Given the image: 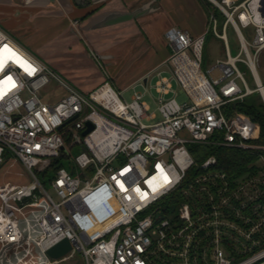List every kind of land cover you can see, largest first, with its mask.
Listing matches in <instances>:
<instances>
[{"label": "built area", "instance_id": "1", "mask_svg": "<svg viewBox=\"0 0 264 264\" xmlns=\"http://www.w3.org/2000/svg\"><path fill=\"white\" fill-rule=\"evenodd\" d=\"M212 1L226 15L222 31L211 14L205 34L194 37L177 26L165 32L172 52V77L181 83L191 103H180L175 96L165 98L175 90L171 79L161 75L155 88L161 93L158 108L162 119L152 123L143 120L155 116L148 112L143 93L135 91L126 100L123 90L110 79L85 93L0 28L4 60L0 70V160L6 151L12 152L32 175L26 183L0 184V264H50L53 261L46 252L63 238L71 241L70 251L76 248L83 254L80 264H160L161 260L201 264L197 254L202 236L198 232L209 226L207 233L213 238L204 246L202 260L208 255L215 264H239L224 243L223 235L229 229L223 225L239 227L224 217L222 206L234 209L237 216L234 201L243 186L230 188L225 173L201 172L182 187L184 193L206 191L212 206L209 210L199 206L201 213L194 216L191 203L184 201L178 208L179 221L155 215L157 203L180 188L187 171L196 164L188 143L217 142L244 149L260 146L253 142L260 136L259 124L231 104L254 92L264 102V84L256 68L264 48V0ZM228 23L233 24L240 42L236 55L231 54L227 41ZM251 25L254 36L248 40L242 29ZM210 31L224 39L226 57H218L204 69L203 49ZM182 56L186 60L178 61ZM24 61L36 71L29 73ZM239 61L248 65L255 87L247 82ZM51 78L66 90L55 102L43 100L40 93ZM86 121L94 127L82 135ZM184 130L187 137L181 135ZM67 134H72L74 142L80 136L91 151V155L79 153L75 160L82 168L92 166L93 172L77 170L75 174L59 167L50 181L52 194L39 173L67 152ZM216 163V157L210 155L198 166L206 169ZM155 174H159L157 182L150 183ZM207 182L213 184L214 192ZM26 197L33 199L23 203ZM112 217L116 220L111 225L92 231L97 223ZM262 258L264 252L243 264Z\"/></svg>", "mask_w": 264, "mask_h": 264}, {"label": "rangeland", "instance_id": "2", "mask_svg": "<svg viewBox=\"0 0 264 264\" xmlns=\"http://www.w3.org/2000/svg\"><path fill=\"white\" fill-rule=\"evenodd\" d=\"M205 2H208L210 5V15L215 14L217 21H218V30L222 31L223 24L225 21V17L222 15V13L219 10L218 6L213 2L212 0H204ZM239 2V0H237ZM218 8V10H217ZM84 19H76L69 21V26L71 29V32L74 34L67 35L66 37L60 39L58 38L54 46L48 50V52H45L44 55L40 54L41 56H38L40 59L48 62V64L57 70L61 75L65 77V79H68L72 84L77 86L79 89L84 91L85 93H89L91 90H93L96 86H98L100 83L105 81V79H110L115 84V87L117 89H122V95L126 100L131 99V95L135 92H141L144 94V99L149 105V113H154L155 116L151 119L143 118L144 122L152 123L155 121H158L162 119V114L158 108L159 102L158 98L161 96V93L155 88V85L160 78V76H166L169 79H171L172 82V88L175 90V92H170L166 95H164L165 98H172L175 96L177 100L180 103L188 102L191 103V100L182 87L181 83H179L176 78L172 77V66L170 64L169 60H166L165 64L160 66L158 69H156L151 76H149L147 82L145 83L143 80L141 82H131L128 83L126 81H121V76L119 77V72H122L123 69H126V66L129 67H138L140 70H144L147 68L148 65L147 62L149 61L148 53L154 52L153 47L154 44L152 43L151 39H148L146 37V34L143 33L141 30L138 32L139 35L143 36L142 39H136V43L139 42V44H135V39H120V45L122 48L120 50H123L125 47L123 44L127 43L128 47H133L134 50L131 53V55L128 57L127 61L123 62V64L120 62V59L117 58V55H115L116 58H112L111 56L106 57L105 55L101 54L97 51L95 48L96 43L99 44V46H103L108 44L107 41H115L116 38H113V32L109 31L108 28L101 29L99 31L92 32V36H89L86 30H83L80 28L81 25L84 24ZM210 20V19H209ZM84 21V22H83ZM65 25V23H63ZM58 25V24H57ZM243 32L248 40H251L254 36L253 32V26L244 27ZM67 33V30L65 31ZM102 34V35H101ZM226 34H227V41L229 44V48L231 51V54L236 55L240 51V42L238 40L237 34L235 32V29L233 27V24L228 23L226 27ZM12 35V34H11ZM101 35V36H99ZM13 36V35H12ZM112 36V37H111ZM165 36V33H164ZM14 39H16L19 43V38H16L13 36ZM125 40V42H124ZM170 48V47H169ZM205 50H206V56L204 58L203 68L206 69L209 66H211L216 59L219 58H225L226 57V49H225V42L224 39L219 36H217L213 31H210L206 37L205 41ZM250 50L253 51L254 48L250 46ZM30 51V50H29ZM126 51V49H125ZM124 52V51H123ZM241 55H244L242 52ZM135 56V57H134ZM123 58V56H121ZM133 57V58H132ZM131 58V60H130ZM116 59V61H115ZM154 60V59H153ZM142 63H140V62ZM138 63V65H137ZM149 63V62H148ZM135 64V65H134ZM117 67L116 69H111L112 66ZM137 65V66H136ZM146 65V66H145ZM238 67L240 70H242L247 82L250 86L255 87V81L253 78V75L248 67V65L243 62H238ZM260 80L264 84V48L261 50L258 58V62L256 65ZM118 70V71H117ZM158 71H162L161 75L158 74ZM118 73V74H117ZM123 73V72H122ZM121 73V74H122ZM99 78V79H98ZM120 78V79H119ZM125 88V89H124ZM40 93L42 95L43 100L48 102H55L58 99H60L64 94H66V90L54 79L51 78L49 82H47L42 88L40 89ZM187 131H182L181 135L187 137L188 136ZM257 139V138H256ZM254 142V141H253ZM256 145H260L254 142ZM262 149L263 146H256L248 148L247 150H256V149ZM86 152L89 155H91V151L88 149L86 144L82 141L75 143L72 147L67 149V152L65 153V157H61V161L64 164V167H66L70 171H74L76 174L77 170L80 173L84 174H92L93 167L88 166L85 168H82L78 165V163L75 160V157L78 156L79 153ZM123 155L120 156V160H123ZM54 173L50 171V176L52 178L54 177ZM32 179V175L30 174V171L26 166L21 162L20 159H18L12 152L6 151L3 154V159L0 160V184H3L6 181H10L13 183H26ZM260 179V178H255ZM46 184V188L54 194V192L51 189L50 183H44ZM243 192L248 195L247 200H250L252 198H255L257 195L262 194L264 192V189H261L256 183H245L242 185ZM33 199V197H26L24 199V202H27L28 200ZM246 202V200H245ZM245 204V203H244ZM241 213V212H240ZM178 214V210L174 211L173 214L170 215L172 217L173 215ZM241 218H245V222L249 220V217L240 214ZM158 217H163L162 212L158 214ZM264 224V213H261L260 219L256 224H254L250 230H246L244 227L239 226L237 232L238 233H232L229 230H226L225 236L227 238H232L234 240V248L241 253L246 254L249 250L252 249V247L257 244V239L253 238L252 233L259 227L261 224ZM264 252V249L260 250L259 252L255 253V255ZM199 257V254H197ZM203 255V252H202ZM255 256L254 254H252ZM252 255L247 256L243 259H240L238 262L239 264H243L246 259L253 257ZM204 256V255H203ZM211 257V256H210ZM53 262L50 264H80L84 260L83 254L77 250L76 248H73L72 251H70L68 254L63 255L59 258H52ZM204 264H215L208 258V255H206L204 259ZM254 264H264V259H259Z\"/></svg>", "mask_w": 264, "mask_h": 264}, {"label": "crops", "instance_id": "3", "mask_svg": "<svg viewBox=\"0 0 264 264\" xmlns=\"http://www.w3.org/2000/svg\"><path fill=\"white\" fill-rule=\"evenodd\" d=\"M88 1H91L90 4ZM139 7L144 10L139 17L125 22L87 28L86 31L89 36H92V32L105 28L113 32L112 36L116 38L115 41H107L109 43L103 46L96 43L98 46L95 48L106 57L111 56V59L116 58L115 55H117L122 64L127 61L135 45L127 48L128 44L125 43L123 44L125 48L120 50L122 44L120 45L119 40L135 39L137 45L139 42L136 43V39L143 38L138 32L141 30L145 33L154 44V52L148 53L149 63L145 65L147 68L140 70L137 63V67L133 66L129 69L126 66V69L122 70L123 73L119 72L121 81L141 82L148 80L156 69L169 60L172 52L164 36L166 30L177 26L194 37L205 34L209 26L210 12L205 8L203 0H99L97 2H92V0H35L28 3L23 0H0V28L19 38L21 43L14 40L31 53L41 56L40 54L44 55L54 46L58 38L62 39L74 34L71 32L69 21L83 18L86 20L87 16L98 8L128 10ZM113 66L109 67L117 68ZM161 72L158 71V74L161 75Z\"/></svg>", "mask_w": 264, "mask_h": 264}, {"label": "trees", "instance_id": "4", "mask_svg": "<svg viewBox=\"0 0 264 264\" xmlns=\"http://www.w3.org/2000/svg\"><path fill=\"white\" fill-rule=\"evenodd\" d=\"M203 3L205 8L210 11L211 8L208 2H205L203 0ZM218 11L222 13L226 20V15L221 10V8H219ZM205 49L206 48L204 45L203 63L204 58L206 56ZM231 105L233 106V108L239 110L244 116H247L248 118L259 124L261 133L260 136L254 140V142L262 145L263 148L251 151L235 146L230 147L229 145H224L217 142L188 143V149L190 150L196 164H194L187 171V174L183 179L181 187L172 191L157 203L159 209L155 213V215H158L160 214V212H162L163 217H169L174 220V222L179 221L178 214H174L172 217H170V215L173 214L174 211L178 210L179 206H181V203H183L184 201H188L191 203L194 216H197L201 213V211L198 209L199 206H206V209L209 210L212 206L209 204V202H207L208 194L206 191L201 192L200 194H197L194 191H191L190 193H184L182 189V187L188 186L190 181L194 179V177L197 176L199 173L207 172L209 170H216L225 173V175L227 176L226 179L230 183V188H236L238 186H242L245 183L251 182L256 183L261 189H264V161L261 157H264V102L261 98L260 93L254 92L252 94L247 95L243 100L237 101ZM65 143L68 148L74 145V138L72 134L66 135ZM210 155H214L216 157L217 163L214 166H210L206 169L199 167L198 165ZM65 156L66 154L63 153L62 155L55 157L52 160L51 165L47 168V170L41 171L39 173V177L43 183H50L52 179V176H50V171L55 174L56 171L59 170V167L64 166L61 161V157ZM74 171L75 170L71 172L74 173ZM255 178L260 179L257 180ZM218 181L221 185L222 180L218 179ZM207 183L214 192L215 188H213V184L211 182ZM240 192L241 193L239 199L234 201L236 207H238L239 214L236 216L234 209L223 205L222 209L224 210V217H227V219L236 222L238 227L242 226L246 230H250V228L254 224H256V221H259L261 213H264V192L250 200H247L248 195L245 194L243 190H240ZM240 214L248 216L249 220L245 222V218H241ZM223 226L225 228H228L233 233H238L237 230L233 228H230L225 225ZM211 227L209 226L207 228L210 229ZM207 228H203L198 232V236H202L198 250L201 264H204V261L201 258V253L204 249V246L207 244V241H210L213 238L212 233H207ZM223 236L225 237L224 243L229 253L234 255V262H238L240 259H243L264 249L263 223L260 225L259 229L257 228L252 233L253 238H256L258 241L257 244H255L252 249L249 250L246 254H241L236 250V248H234V240L232 238H227L225 234ZM165 256L169 255L165 254ZM160 264H171V262L164 263L161 260Z\"/></svg>", "mask_w": 264, "mask_h": 264}, {"label": "water", "instance_id": "5", "mask_svg": "<svg viewBox=\"0 0 264 264\" xmlns=\"http://www.w3.org/2000/svg\"><path fill=\"white\" fill-rule=\"evenodd\" d=\"M35 0H32L30 2H33ZM99 0H92V2H97ZM91 2V1H90ZM88 1V3L90 4ZM264 10V8L262 9ZM144 13V10L139 8H133L128 10H116V9H99L92 12L89 16H87L86 20H84V24L80 26V28L83 30H86L87 28H96L99 26H106L110 24L125 22L128 20H132L136 17H139ZM264 14V11H263ZM135 57V56H134ZM133 58V57H132ZM131 60V58H130ZM86 128L82 130L81 134L86 135L89 133L93 127L94 124L91 121H86ZM81 141L80 136L77 137L74 144ZM62 150H66V146H63ZM72 243L68 238H63L56 244H54L52 247H50L46 254L48 258H59L63 255H66L71 249H72Z\"/></svg>", "mask_w": 264, "mask_h": 264}, {"label": "bare ground", "instance_id": "6", "mask_svg": "<svg viewBox=\"0 0 264 264\" xmlns=\"http://www.w3.org/2000/svg\"><path fill=\"white\" fill-rule=\"evenodd\" d=\"M1 50H3V49H1ZM177 60L178 61L179 60L182 61V60H186V59H184L183 56H182V57L178 58ZM159 168H161V167L159 166ZM157 177H159V174H155L152 178L149 179V182L150 183L153 182V181H156L157 182ZM115 220H116V218L115 217H112V218L107 219L105 222L97 223L92 231H96V232L97 231H101L105 227L111 225L113 223V221H115Z\"/></svg>", "mask_w": 264, "mask_h": 264}, {"label": "snow or ice", "instance_id": "7", "mask_svg": "<svg viewBox=\"0 0 264 264\" xmlns=\"http://www.w3.org/2000/svg\"><path fill=\"white\" fill-rule=\"evenodd\" d=\"M4 48H6L11 53L12 56L16 57L17 60L20 59L18 57V55L13 50H11L10 48H8L7 45H5ZM24 64L27 65L26 70L29 71V73H32V72H35L36 71V69L33 66H31L30 64L27 63V61H24ZM3 67H4L3 50H0V70H2ZM8 80L9 81L11 80V77L10 76L8 77ZM0 83H3V82H0ZM13 86H14V84H13Z\"/></svg>", "mask_w": 264, "mask_h": 264}]
</instances>
